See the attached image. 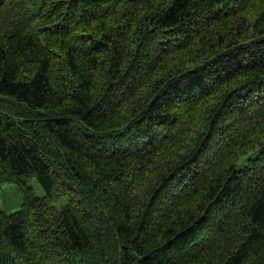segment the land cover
I'll use <instances>...</instances> for the list:
<instances>
[{"label": "trees", "instance_id": "trees-1", "mask_svg": "<svg viewBox=\"0 0 264 264\" xmlns=\"http://www.w3.org/2000/svg\"><path fill=\"white\" fill-rule=\"evenodd\" d=\"M11 183L0 264H264V0H0Z\"/></svg>", "mask_w": 264, "mask_h": 264}, {"label": "rangeland", "instance_id": "rangeland-1", "mask_svg": "<svg viewBox=\"0 0 264 264\" xmlns=\"http://www.w3.org/2000/svg\"><path fill=\"white\" fill-rule=\"evenodd\" d=\"M29 184L33 186L35 195L44 196L46 194L43 186L36 178L30 179ZM23 200V192L20 190L18 185L14 183L6 184L0 198V209L10 215L14 214L21 208ZM63 204H65V201Z\"/></svg>", "mask_w": 264, "mask_h": 264}]
</instances>
